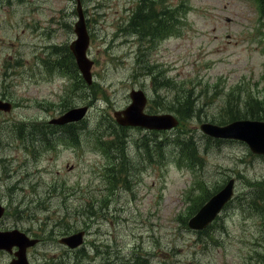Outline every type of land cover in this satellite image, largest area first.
Masks as SVG:
<instances>
[{
  "label": "rangeland",
  "instance_id": "1",
  "mask_svg": "<svg viewBox=\"0 0 264 264\" xmlns=\"http://www.w3.org/2000/svg\"><path fill=\"white\" fill-rule=\"evenodd\" d=\"M75 3L0 0V98L13 105L0 112V188L9 198L6 224L41 239L30 260L133 264L137 256L141 264H264V157L246 155L245 144H212L198 130L202 121L227 120L233 109L256 112L255 104L264 117L258 2L158 0L155 9L172 12L173 30L153 37L129 25L139 0H80L93 61L89 85L65 55ZM49 44L64 57L55 60ZM131 88L147 94L152 111L177 115L167 110L176 107L179 126L146 134L118 128L113 110L128 103ZM75 104L88 105L75 138L22 144L52 143L38 129H50L49 119ZM188 138L200 155L195 162L180 150ZM116 161L118 172L109 168ZM231 172L237 189L247 191L243 205L241 198L227 205L206 238L189 232L184 220L202 188H216ZM69 223L86 229V237L68 255L57 237L70 231Z\"/></svg>",
  "mask_w": 264,
  "mask_h": 264
},
{
  "label": "water",
  "instance_id": "2",
  "mask_svg": "<svg viewBox=\"0 0 264 264\" xmlns=\"http://www.w3.org/2000/svg\"><path fill=\"white\" fill-rule=\"evenodd\" d=\"M79 21L75 23L76 39L70 43V49L75 57L76 64L82 73L84 79L90 82V67L92 62L86 56V47L88 35L85 30L80 7L78 5ZM130 97L132 102L123 110L114 111V116L120 124L140 125L147 128H166L176 124L177 120L170 114H144L142 107L145 102V96L141 90H131ZM10 105L0 101L1 109H9ZM86 106L73 107L64 112L54 121L65 123L82 118L85 114ZM200 128L207 134L215 137H235L245 140L252 151L264 153V122L253 120H237L226 125H216L211 123H202ZM231 195V181L227 183L223 190L213 195L189 220L191 227H203L212 220L223 204ZM9 234V233H6ZM83 231L71 234L62 238L60 241L66 242L70 246L79 244L82 240ZM10 237L0 235V244L6 242Z\"/></svg>",
  "mask_w": 264,
  "mask_h": 264
},
{
  "label": "trees",
  "instance_id": "3",
  "mask_svg": "<svg viewBox=\"0 0 264 264\" xmlns=\"http://www.w3.org/2000/svg\"><path fill=\"white\" fill-rule=\"evenodd\" d=\"M259 2L261 4V10L264 13V0H259ZM149 8H150L149 11H145V12H142L140 14H139V9H138V11H136V13L134 14V16H135L134 19H136V21L138 22V25L137 26H139L142 30H146V27H147V23L148 22H150V23L152 22L154 24L153 19L155 17L154 16L155 12H153L151 6H149ZM134 19H133V21H134ZM155 25L153 27H151V30H150L151 33L156 30ZM131 26H133V25H131ZM159 26H160V23H159ZM161 29L163 30L164 29V26H161ZM183 102H185L186 104H188L187 103V99H184ZM184 108H187V110H189V107H187V105H185ZM188 148H189L190 151H193V148H192V146L190 144H189ZM206 198H207V195L204 196V197H199V199L197 201H195V206L199 205ZM68 227L70 229L71 227H73V224L72 225H68Z\"/></svg>",
  "mask_w": 264,
  "mask_h": 264
},
{
  "label": "flooded vegetation",
  "instance_id": "4",
  "mask_svg": "<svg viewBox=\"0 0 264 264\" xmlns=\"http://www.w3.org/2000/svg\"><path fill=\"white\" fill-rule=\"evenodd\" d=\"M7 194L3 191V189L0 188V205H2L4 207V210L6 208V206L8 207V203H7V200L9 199L7 196ZM6 201V203H5ZM4 213V212H3ZM5 214H2L0 216V229L6 227V226H9V224H6L4 222V217ZM15 249L12 248L10 251H7L6 253L9 254L10 252H13ZM1 252H5V250H0ZM9 252V253H8ZM12 257V256H11Z\"/></svg>",
  "mask_w": 264,
  "mask_h": 264
}]
</instances>
